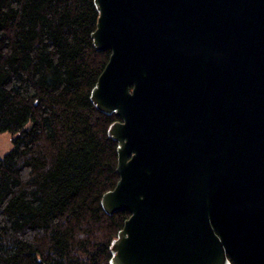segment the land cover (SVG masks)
Segmentation results:
<instances>
[{
	"label": "water",
	"instance_id": "1",
	"mask_svg": "<svg viewBox=\"0 0 264 264\" xmlns=\"http://www.w3.org/2000/svg\"><path fill=\"white\" fill-rule=\"evenodd\" d=\"M92 3L88 100L118 118L99 206L128 212L107 264H264V0Z\"/></svg>",
	"mask_w": 264,
	"mask_h": 264
},
{
	"label": "trees",
	"instance_id": "2",
	"mask_svg": "<svg viewBox=\"0 0 264 264\" xmlns=\"http://www.w3.org/2000/svg\"><path fill=\"white\" fill-rule=\"evenodd\" d=\"M92 0H0V264H107L128 216L104 214L118 120L88 100L109 51Z\"/></svg>",
	"mask_w": 264,
	"mask_h": 264
},
{
	"label": "rangeland",
	"instance_id": "3",
	"mask_svg": "<svg viewBox=\"0 0 264 264\" xmlns=\"http://www.w3.org/2000/svg\"><path fill=\"white\" fill-rule=\"evenodd\" d=\"M10 148L9 135L7 132L0 133V156Z\"/></svg>",
	"mask_w": 264,
	"mask_h": 264
},
{
	"label": "flooded vegetation",
	"instance_id": "4",
	"mask_svg": "<svg viewBox=\"0 0 264 264\" xmlns=\"http://www.w3.org/2000/svg\"><path fill=\"white\" fill-rule=\"evenodd\" d=\"M210 98H211V96H210ZM212 127H213V126H212V124H211V122H210V125H209V133H210V134H211ZM201 134H202V136H204V132H202ZM202 136H201V138H200V142H203V139H204V138L202 139ZM210 136H211V135H210ZM205 137H206V136H205ZM203 148H204V146L201 147V150H202V151L204 150ZM209 148H210V147H209ZM210 149H211V148H210ZM201 154H203V153H201Z\"/></svg>",
	"mask_w": 264,
	"mask_h": 264
}]
</instances>
